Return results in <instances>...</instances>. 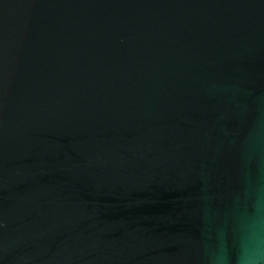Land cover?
<instances>
[{
	"label": "water",
	"instance_id": "obj_1",
	"mask_svg": "<svg viewBox=\"0 0 264 264\" xmlns=\"http://www.w3.org/2000/svg\"><path fill=\"white\" fill-rule=\"evenodd\" d=\"M255 202L264 0H0V264H213Z\"/></svg>",
	"mask_w": 264,
	"mask_h": 264
},
{
	"label": "clouds",
	"instance_id": "obj_2",
	"mask_svg": "<svg viewBox=\"0 0 264 264\" xmlns=\"http://www.w3.org/2000/svg\"><path fill=\"white\" fill-rule=\"evenodd\" d=\"M260 210V203H253L251 210L236 223L231 236L224 234L217 254L212 257L213 264H264V237L258 219ZM253 216L257 218L251 219Z\"/></svg>",
	"mask_w": 264,
	"mask_h": 264
}]
</instances>
